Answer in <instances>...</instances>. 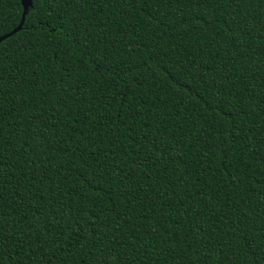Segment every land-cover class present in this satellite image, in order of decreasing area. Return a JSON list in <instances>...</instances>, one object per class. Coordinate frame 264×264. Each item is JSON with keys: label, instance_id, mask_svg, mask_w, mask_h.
<instances>
[{"label": "trees", "instance_id": "trees-1", "mask_svg": "<svg viewBox=\"0 0 264 264\" xmlns=\"http://www.w3.org/2000/svg\"><path fill=\"white\" fill-rule=\"evenodd\" d=\"M0 264H264V0H32L0 42Z\"/></svg>", "mask_w": 264, "mask_h": 264}, {"label": "water", "instance_id": "water-1", "mask_svg": "<svg viewBox=\"0 0 264 264\" xmlns=\"http://www.w3.org/2000/svg\"><path fill=\"white\" fill-rule=\"evenodd\" d=\"M21 5L23 7V12H22V17H21V20H20L19 24L17 25V27L13 28L9 33L1 36L0 37V42L2 40H4L5 38L13 35L14 33H16L17 31H19L22 28L23 23H24V18H25V15H26L27 11H28V8L32 5V0L28 4L25 3V0H21Z\"/></svg>", "mask_w": 264, "mask_h": 264}, {"label": "snow or ice", "instance_id": "snow-or-ice-1", "mask_svg": "<svg viewBox=\"0 0 264 264\" xmlns=\"http://www.w3.org/2000/svg\"><path fill=\"white\" fill-rule=\"evenodd\" d=\"M31 2V0H25V3L26 4H28V3H30Z\"/></svg>", "mask_w": 264, "mask_h": 264}]
</instances>
